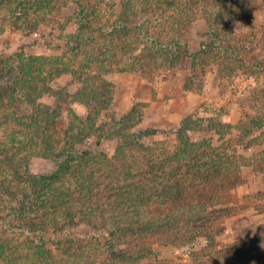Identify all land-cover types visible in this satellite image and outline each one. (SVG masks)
Returning a JSON list of instances; mask_svg holds the SVG:
<instances>
[{
	"label": "trees",
	"instance_id": "obj_1",
	"mask_svg": "<svg viewBox=\"0 0 264 264\" xmlns=\"http://www.w3.org/2000/svg\"><path fill=\"white\" fill-rule=\"evenodd\" d=\"M3 1L0 10L10 9V17L18 21L42 13L51 16L63 5L67 10L75 7L74 35L89 63L82 66L89 75L81 79V89L89 97L86 104L95 102L102 105L100 110L103 103L105 109L114 106L115 87L107 80L113 73L151 78L188 58L194 71L219 65L222 74L228 63L225 55L243 64L232 57L251 47L248 40L225 46L220 38L223 22L234 28L248 16L252 0L138 2L140 14L132 10L137 2L122 0L120 18L103 24L108 42L103 41V52L99 47L94 56L87 51L93 37L86 34L88 26L82 21L87 12L84 2L51 6L53 0ZM160 9L169 12L163 23L156 17ZM199 17L209 24L208 38L191 53L185 38ZM158 25L171 33L167 44L157 32H147ZM141 45L145 51L140 55ZM26 61L0 57V264H142L158 257L149 244L157 238L174 249L196 247L204 238L208 250H213L217 221L227 211L222 195L241 185L244 168L252 167L264 177V150L252 146L264 136V101L258 118L245 117L236 126L224 121L222 111L211 117H186L171 132L175 137L171 149L161 143L145 144L159 131L139 129L142 114L135 121L132 111L121 118L89 114L80 126L61 128L56 108L40 109L39 90L43 86L52 91L64 75L52 64L43 70V64ZM252 66L264 70V63ZM67 71L71 77L77 75ZM89 82L92 95L86 90ZM60 95L55 103L62 102ZM22 105L33 108V113L22 112ZM93 141L97 150L78 151L79 145ZM105 141L118 142L114 155L98 151ZM36 158L49 160L55 169L38 171L33 166ZM78 225L92 231L71 236ZM254 241L240 240L197 259L208 257L206 264H264V247Z\"/></svg>",
	"mask_w": 264,
	"mask_h": 264
},
{
	"label": "rangeland",
	"instance_id": "obj_2",
	"mask_svg": "<svg viewBox=\"0 0 264 264\" xmlns=\"http://www.w3.org/2000/svg\"><path fill=\"white\" fill-rule=\"evenodd\" d=\"M70 1L72 0H53L51 6H54L55 2H58V6ZM77 1L84 2L87 8L82 21L88 26L86 34L93 37L87 44V51L94 56L99 47L103 52V41L108 42L103 36V24L108 23L109 25L115 22L122 14L119 4L122 0ZM3 2H9V0ZM10 2L14 1L10 0ZM125 2H137L132 10L140 14L142 5L138 2L156 1L125 0ZM236 2L242 4V0H236ZM74 8L67 10L68 8L63 5L51 16L43 13L36 14L27 21L25 19L18 21L10 17L8 8L0 10V57L19 56V61L27 59L26 62H34L37 66L40 63L43 64V70L49 69L52 64L58 68L57 72L60 76L64 75L55 82L52 91L46 90L43 86L39 90L42 96L39 100L40 109L56 108L62 116L59 123L61 128H66L68 125L80 126L89 114L94 117L102 113L103 119L113 114L121 118L132 111L135 121L142 114L139 129L151 128L159 131L157 135L145 139L143 141L145 144L161 143L172 149L175 145L172 130L190 115L205 118L211 117L217 111H222L224 121L236 126L245 117L252 120L258 118L261 112L263 113L261 102L264 101V70L255 69L252 65L264 63V0H252L248 16L234 28L228 21L222 24L220 38L222 45L238 46L242 40L243 42L248 40L251 43L249 50L238 51L237 56L232 57L243 60V64L230 61L228 55H225L223 59L228 63L222 74L218 73L219 65L209 69L201 66L194 71L191 59L188 58L182 59L177 68L161 69L151 78L138 73H113L107 77V80L115 87L114 106L105 109L103 103V110H100L102 105H96L95 102L87 105L89 97L81 89L83 88L80 83L81 79L89 75V72H86L82 66H88L89 63L86 61V55H82L74 35L76 28L74 23L76 9ZM217 9L218 7L213 8L209 14L210 18H212L213 11ZM168 13L160 9L156 14L157 21L163 23ZM160 25L146 28L147 32L148 34L157 32L160 40L167 44L171 33L168 34ZM232 30H235L237 34H232ZM208 31L209 24L204 17L197 18L185 38L191 53H196L201 49V44L207 41L208 37H205V34ZM113 38L110 39L111 43H114ZM209 41H211L210 38L208 43ZM143 51H145V46L141 45L137 54L141 55ZM96 66L94 64L92 69ZM67 70H73L77 75L71 77ZM44 77L45 74L39 75L40 80L43 78L44 81ZM91 87L89 82L86 90L90 95L93 92ZM57 95L61 96L62 102L55 103ZM21 111L31 114L33 108L22 105ZM117 146V141H105L98 151L104 150L112 156ZM252 146L258 148V151L264 150V136ZM88 149L97 150L94 141L78 147L79 152ZM34 163L33 166L38 171L55 169L49 160L43 158H36ZM221 203L222 208H227V211H224L223 217L217 221L214 231L216 243L212 245L213 250H208V244L205 243L204 238L198 239L196 247L181 249L161 245L157 238L149 244L153 246L158 257L146 259L142 264H206L205 262L209 261L208 257H199V259L197 257L229 249L244 239H255L256 245L261 244L264 247L263 175L255 172L252 167L244 168L241 185L222 195ZM91 231L90 227L78 225L72 227L70 234L83 237ZM252 256L251 254L250 257Z\"/></svg>",
	"mask_w": 264,
	"mask_h": 264
}]
</instances>
